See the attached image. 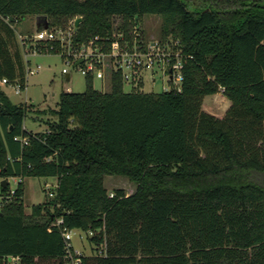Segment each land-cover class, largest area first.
<instances>
[{"label":"trees","instance_id":"16d2710c","mask_svg":"<svg viewBox=\"0 0 264 264\" xmlns=\"http://www.w3.org/2000/svg\"><path fill=\"white\" fill-rule=\"evenodd\" d=\"M200 2L0 0V80L10 83L26 82L13 23L27 16L49 27L81 17L80 44L106 40L115 17L126 33L161 15L160 36L182 51L179 91H125L117 72L102 91L88 74L83 91L62 90L56 109L37 110L48 116L44 131L24 127L32 104L12 102L0 85V178L21 177L0 208V257L66 264V228L90 246L80 264H264V0ZM220 91L230 101L222 117L202 107ZM106 175L135 190L109 196ZM26 177L57 182L29 214Z\"/></svg>","mask_w":264,"mask_h":264},{"label":"built area","instance_id":"2783aa9c","mask_svg":"<svg viewBox=\"0 0 264 264\" xmlns=\"http://www.w3.org/2000/svg\"><path fill=\"white\" fill-rule=\"evenodd\" d=\"M76 18H70L65 27H49L47 25L46 28L40 31L35 30L31 34L17 32V38L26 62V74H33L40 67L39 64L30 65V56L56 53L65 65L61 68V72L68 75V80L70 73L67 67H73L84 76L89 74L101 81L106 77V74L109 78L111 73L117 72L124 82L131 85V88L141 90V85L146 80H155L152 75L159 70L163 76L167 77L168 84L167 86L162 84L163 90H180L182 51L178 39L167 36L166 38L159 37L149 40L144 36L137 22L126 33L118 29V26H114L111 35L106 40L99 41L98 37L95 36L87 42L74 44L72 38L76 32ZM0 82L12 85L16 94H20L26 85V83L22 84L19 81L10 83L6 78H2ZM21 142L27 143L28 138L22 137ZM12 178L16 184L21 181V177ZM2 180L0 178V183ZM56 185V179L53 183L46 181L43 184V189L49 196H53ZM14 190L15 187L11 188L9 185L8 194L5 196L0 194V208L3 206L4 200L12 197ZM112 195L113 192H109V196ZM61 222L62 220L59 218L52 224L58 225ZM73 230L64 228L62 232L68 247L66 264H80L81 262L82 252L74 248L73 251L70 249ZM18 263V256L5 255L0 257V264Z\"/></svg>","mask_w":264,"mask_h":264},{"label":"rangeland","instance_id":"374dc122","mask_svg":"<svg viewBox=\"0 0 264 264\" xmlns=\"http://www.w3.org/2000/svg\"><path fill=\"white\" fill-rule=\"evenodd\" d=\"M192 5H189V10H192L197 5H201L200 0H190ZM162 22L161 15L147 14L141 17L139 26L144 36L147 39L159 38L160 26ZM120 23V18H114V26ZM16 32L21 34H31L36 30L34 17L27 16L20 23H13ZM30 65L39 64L38 71L33 74H26V85L20 94H16L12 85L3 84L2 89L5 91L9 99L14 103L32 104L24 119V127L29 131H44L47 127L45 120L48 116L38 113L37 110L56 109L59 100V93L62 90L81 92L85 89V76L73 67H67L70 73V79H66V75L61 72L64 63L61 57L56 53H47L34 55L29 57ZM154 76V77H153ZM148 77V74H147ZM155 80H146L141 86L143 91L160 92L163 90V85L167 86V77L157 70L152 75ZM93 87L102 91L110 89L108 76L101 82L98 78H93ZM163 84V85H162ZM123 89L130 91L131 85L123 82ZM230 101L220 91L214 95L207 96L203 100L202 107L208 112L213 113L218 117H222L228 108ZM54 182L52 177H26L24 183V204L25 212L29 214L31 205L43 202L44 189L43 184ZM8 183L11 188L16 186V182L12 177L8 178ZM104 185L108 192H114L116 188H123L126 194H130L135 190V183L128 177L122 175H106L104 177ZM71 245L74 249L79 250L83 254L91 252L90 246L86 240L84 233L79 229H74L71 232Z\"/></svg>","mask_w":264,"mask_h":264},{"label":"water","instance_id":"95a60500","mask_svg":"<svg viewBox=\"0 0 264 264\" xmlns=\"http://www.w3.org/2000/svg\"><path fill=\"white\" fill-rule=\"evenodd\" d=\"M81 17H77L76 18V21H75V24L77 25L80 21ZM35 26H36V31H40L44 28L47 27V20H46V17L45 16H42V15H37L35 16ZM67 79H68V75H67ZM6 179H3L1 181V183L3 185H6Z\"/></svg>","mask_w":264,"mask_h":264},{"label":"crops","instance_id":"0c3cea01","mask_svg":"<svg viewBox=\"0 0 264 264\" xmlns=\"http://www.w3.org/2000/svg\"><path fill=\"white\" fill-rule=\"evenodd\" d=\"M34 20H35V17H34ZM66 79H67V75H66ZM69 79H70V74H69ZM68 80V79H67ZM102 82V81H101ZM0 85H1V87H2V83L0 82Z\"/></svg>","mask_w":264,"mask_h":264}]
</instances>
